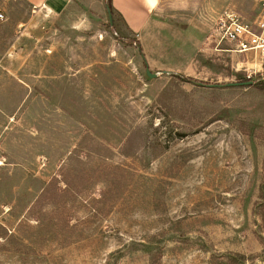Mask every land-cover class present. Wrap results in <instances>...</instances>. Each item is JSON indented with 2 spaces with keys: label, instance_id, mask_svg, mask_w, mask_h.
<instances>
[{
  "label": "rangeland",
  "instance_id": "obj_1",
  "mask_svg": "<svg viewBox=\"0 0 264 264\" xmlns=\"http://www.w3.org/2000/svg\"><path fill=\"white\" fill-rule=\"evenodd\" d=\"M260 1L0 0V264H264Z\"/></svg>",
  "mask_w": 264,
  "mask_h": 264
},
{
  "label": "built area",
  "instance_id": "obj_2",
  "mask_svg": "<svg viewBox=\"0 0 264 264\" xmlns=\"http://www.w3.org/2000/svg\"><path fill=\"white\" fill-rule=\"evenodd\" d=\"M2 19L0 14V20ZM217 36L220 43L232 46L239 54L254 52L264 58V0L260 1L257 15L251 23L233 17L220 19Z\"/></svg>",
  "mask_w": 264,
  "mask_h": 264
},
{
  "label": "crops",
  "instance_id": "obj_3",
  "mask_svg": "<svg viewBox=\"0 0 264 264\" xmlns=\"http://www.w3.org/2000/svg\"><path fill=\"white\" fill-rule=\"evenodd\" d=\"M34 8L44 7L60 11L67 7L71 0H23ZM161 0H110L113 10L132 32H139L155 11Z\"/></svg>",
  "mask_w": 264,
  "mask_h": 264
},
{
  "label": "water",
  "instance_id": "obj_4",
  "mask_svg": "<svg viewBox=\"0 0 264 264\" xmlns=\"http://www.w3.org/2000/svg\"><path fill=\"white\" fill-rule=\"evenodd\" d=\"M107 13H108L109 21H111V14H110V12H109L108 9H107ZM145 75H146L149 79H153V78L156 77V75H152V74H150L148 70L146 71ZM249 84H250V83H245V84H243V85H249ZM227 86H232V85L229 84V85H227Z\"/></svg>",
  "mask_w": 264,
  "mask_h": 264
},
{
  "label": "trees",
  "instance_id": "obj_5",
  "mask_svg": "<svg viewBox=\"0 0 264 264\" xmlns=\"http://www.w3.org/2000/svg\"><path fill=\"white\" fill-rule=\"evenodd\" d=\"M105 3H106V8L109 10L111 16L113 17V15H114L116 12L113 10V8H112V6H111V2H110V0H105Z\"/></svg>",
  "mask_w": 264,
  "mask_h": 264
}]
</instances>
